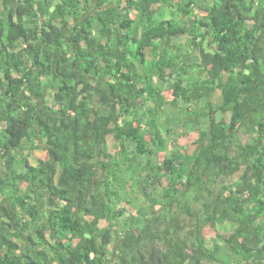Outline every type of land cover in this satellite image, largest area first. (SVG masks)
<instances>
[{"label":"trees","instance_id":"obj_1","mask_svg":"<svg viewBox=\"0 0 264 264\" xmlns=\"http://www.w3.org/2000/svg\"><path fill=\"white\" fill-rule=\"evenodd\" d=\"M0 1V264H264V0ZM166 87L208 133L162 154Z\"/></svg>","mask_w":264,"mask_h":264},{"label":"rangeland","instance_id":"obj_2","mask_svg":"<svg viewBox=\"0 0 264 264\" xmlns=\"http://www.w3.org/2000/svg\"><path fill=\"white\" fill-rule=\"evenodd\" d=\"M8 7L3 1H0V12L3 10H6ZM156 11H162L160 7H155ZM175 8H169V10L166 12L167 18H170L173 11ZM142 36L144 38L148 37L147 33H143ZM176 44H185L187 46V51L186 52V57L190 62H198L199 61V50L198 47L190 45L188 46V39L187 37H178L175 39ZM206 46L209 48L210 43L207 42ZM146 56L149 60L153 59V53L152 50L149 49L146 51ZM186 59V60H187ZM159 102L164 104V108L160 114V119L163 123V133H164V140L166 143V147L163 149V153H168L173 150H180L182 147H188L189 144L204 139V136L207 135V128L205 127L204 124H201L199 120H196L195 117L191 114H181L180 108H185L181 107L183 106L182 103L177 102L174 97L172 96L171 92L168 90V88H164L162 91L160 97H159ZM212 102L215 105H219L222 102V95L220 91H216L214 93V97L212 99ZM201 106V105H199ZM203 106V105H202ZM197 108H199L197 106ZM147 130H149V133L152 132L150 131V127H146ZM45 145L44 141L40 138H36L34 142L30 143L24 151L21 152V155L19 156H27L30 154V160L33 164H36L38 160L40 159H45L46 158V150H45ZM119 147L120 144L119 142L116 141L114 136L110 137L108 139V152L111 154H116L115 157L121 158V154L119 152ZM32 148H34L32 150ZM142 160L141 162H143ZM138 168L135 165V169ZM149 172V169H146L144 172L145 175H147ZM143 174V173H142ZM138 175V174H137ZM136 175H134L132 172L128 173L126 175V184H129V187H133L136 183L135 180ZM134 180V181H133ZM179 182L174 181L173 184L175 186H178ZM169 188V180L164 179L161 183V186L159 188V192L162 195L165 190ZM141 192V191H140ZM131 193V192H130ZM152 196L151 197H146L144 196L143 193L138 194L137 199H132V203L126 204L125 202L123 203L125 208V214L117 221H115L116 228L119 229V227L123 226L122 224L127 221L128 219H131L132 216L135 219H139V209L142 207H150L153 203L152 200L154 197H159L160 201H164L161 196H158L159 194L153 190H151ZM141 195V197H140ZM133 196V194H131ZM132 198V197H131ZM2 199V196L0 194V200ZM122 207V206H121ZM234 227V224L232 222L227 223L225 226H223L221 229L225 231H231L232 228ZM123 231L118 233V237L122 235Z\"/></svg>","mask_w":264,"mask_h":264}]
</instances>
